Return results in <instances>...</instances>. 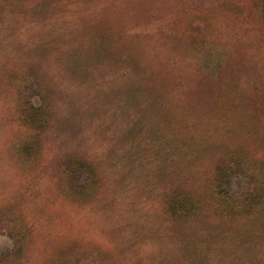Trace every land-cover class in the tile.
I'll list each match as a JSON object with an SVG mask.
<instances>
[{
	"label": "rangeland",
	"instance_id": "obj_1",
	"mask_svg": "<svg viewBox=\"0 0 264 264\" xmlns=\"http://www.w3.org/2000/svg\"><path fill=\"white\" fill-rule=\"evenodd\" d=\"M0 264H264V0H0Z\"/></svg>",
	"mask_w": 264,
	"mask_h": 264
},
{
	"label": "trees",
	"instance_id": "obj_2",
	"mask_svg": "<svg viewBox=\"0 0 264 264\" xmlns=\"http://www.w3.org/2000/svg\"><path fill=\"white\" fill-rule=\"evenodd\" d=\"M30 108V107H29ZM40 109H31L30 108V113H29V115L32 117V118H34L35 120H36V122L37 123H39V124H41V125H44L46 122L44 121V119H43V114H40ZM30 117V118H31ZM87 170H86V173H89L90 174V171H91V167L88 165L87 167H85ZM90 180V177L88 176L87 178H85L84 180H83V182L84 183H88V181ZM177 203V205H181L182 204V202H179V201H177L176 202Z\"/></svg>",
	"mask_w": 264,
	"mask_h": 264
}]
</instances>
